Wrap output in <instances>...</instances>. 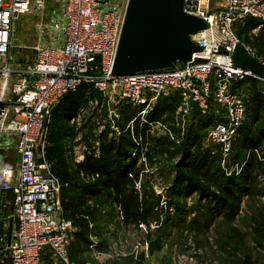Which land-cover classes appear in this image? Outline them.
I'll return each instance as SVG.
<instances>
[{"label":"built area","instance_id":"obj_1","mask_svg":"<svg viewBox=\"0 0 264 264\" xmlns=\"http://www.w3.org/2000/svg\"><path fill=\"white\" fill-rule=\"evenodd\" d=\"M47 1L0 0V137L14 136L19 159L14 181L4 185L13 195V233L10 243L5 238L0 240L6 252L5 256L0 254V264H43L45 253L51 254L58 264H76L69 254L70 234L75 229L71 221L62 218L63 185L53 174L47 158L53 110L69 93L88 84L108 107L111 104L130 106L136 116L127 130L137 146L134 136L137 121L141 129H147V134L163 132L172 140V127H177L181 129V140L195 111L202 117L216 115L218 121L206 130L204 145L211 148L212 154L221 155V166L227 176L233 171L239 173L243 167L235 165L229 170V159L247 119L246 96L234 90V84L252 79L260 83L264 96V76L247 67L236 68L232 59L241 45L250 58L264 66V58L252 46L243 44L235 31V24L248 18L264 23V0H222L223 6L215 9L207 0H184L183 12L207 24L206 30L192 37L204 50L193 54L186 65L176 64L175 69L126 76H114L113 66L129 0H125L124 7V0H52L61 12L54 13L49 24L45 22ZM31 16L38 18L36 44L31 48L34 61L12 66L17 22ZM200 35L203 41H196ZM173 96L179 98V105L171 123L148 121L158 102ZM110 114L115 120L108 126L109 137L120 136L122 132L117 125L120 115ZM81 116H84L83 109L71 120V125L80 127ZM105 130L102 125L95 133L91 149L85 142L74 148L77 164L84 162L87 155L99 157L97 137ZM255 153L264 163V148ZM146 160L143 156L139 162ZM147 226L140 224L145 232ZM157 227L160 229L161 225ZM96 239L91 236L90 250L102 256L96 252ZM142 244L148 248L145 239L139 244L140 249ZM131 254L136 259L139 247Z\"/></svg>","mask_w":264,"mask_h":264},{"label":"trees","instance_id":"obj_2","mask_svg":"<svg viewBox=\"0 0 264 264\" xmlns=\"http://www.w3.org/2000/svg\"><path fill=\"white\" fill-rule=\"evenodd\" d=\"M259 27L257 34L250 35L253 30ZM235 31L243 44L251 45L258 55L264 58L263 22L248 18ZM248 83L254 88L251 97L246 99L247 119L240 130L239 137L233 144L229 159V170L235 165H243L239 173L233 171L230 176H226L221 166V155L219 153L212 154L210 147H204L206 130L218 121V117L214 114L202 117L199 112L195 111L191 120L193 124H190L187 134L181 138L179 144L169 138L156 141L160 152L178 158L172 166L176 176L170 189L171 197L181 199L192 193L198 194L199 199L196 207L194 206L191 211L179 201L177 202L176 217H168L165 221L163 220L157 231V239L151 243V250L163 248L164 239L169 236L167 228L170 226L178 227L179 233L180 228L187 227L190 233L205 234L216 223L217 218H222L226 228L220 231L218 240L220 244L222 243L220 248L226 254L229 264L258 263L254 254L244 247L246 240L250 237L258 249L263 248L264 210L263 215L259 213L255 222V219H251L254 225L250 228L249 234L241 232L232 225L240 212L244 196L249 198L264 196V188L257 190L254 188L257 179H261L260 183L264 186V163L255 154H250L247 157L246 151L251 149L262 151L264 148V96L261 93V85L252 79H246L234 84V90H239L240 87ZM257 85L260 88H257ZM90 88L93 89L91 85L84 84L75 92L66 95L57 104L52 113L48 133L47 158L52 165L53 174L63 185L61 192L62 218L71 221L75 229L73 233L75 239L70 244L69 254L71 260L76 264L87 262L81 259L82 261L79 263L78 258L84 253L91 252V236L99 239L96 250L103 252L107 248L108 239L105 238L107 233L103 231V224L110 220L113 213L111 210H121L125 219L124 223L131 224L141 220L145 222L147 215L157 207L156 203L140 201L138 195L128 192L132 182L129 176L132 175V172H136L139 157L138 146L133 141L131 132L127 130L128 124L135 119L136 115L133 114L136 113L135 111H131L133 113L129 114L124 110L122 113V119L117 122L122 132L120 136H117L118 138L109 137V127L98 135L99 157H95L93 154L87 155L85 161L77 167L68 164L66 139L75 132V126L69 127L68 125L67 127L64 122L71 121L89 102L91 93L87 91H90ZM178 105L179 98L177 96L161 100L149 114L148 121L161 120L168 114L173 116ZM124 118L125 120H123ZM62 123L64 125H60ZM58 124L60 127H57L55 133L52 132ZM135 126L134 135L142 138V142L143 140L146 142L147 129L145 127L141 129L139 124ZM94 135L89 133L85 139L87 140L89 137L93 139ZM90 146L88 147L91 149L93 145L90 144ZM132 153L135 156H132ZM95 175L98 177L94 180L87 181L85 179ZM204 200L208 201L207 205L202 204ZM92 203L95 205L93 206ZM107 208H109V212ZM188 213L193 216L189 225L185 223L183 217ZM11 214H13V207L10 208L8 215ZM126 258L122 263L118 261L114 264H136L134 257ZM169 261L168 259L167 262ZM5 264L10 263L6 262Z\"/></svg>","mask_w":264,"mask_h":264},{"label":"rangeland","instance_id":"obj_3","mask_svg":"<svg viewBox=\"0 0 264 264\" xmlns=\"http://www.w3.org/2000/svg\"><path fill=\"white\" fill-rule=\"evenodd\" d=\"M207 1L212 9L223 6L222 0ZM124 6L125 0L123 7ZM60 12V6L58 4L56 5L52 0H48L45 22L49 24L51 22V17H55L53 14L55 13L57 15L60 14ZM245 20L237 22L235 24V30H238V27L242 26ZM37 22L38 18L32 16L22 18L17 22V29L13 38V48L11 53L12 66H15V64L28 65L34 61V50L31 48L36 44L35 25ZM257 33L258 32H251L250 35L254 36ZM195 40L199 42L203 41V37L201 35L197 36ZM44 42H46V36L44 37ZM1 87L2 81L0 79V91ZM253 88L254 86L248 83L247 85L240 87L239 92L243 93L246 96V99H249L253 93ZM257 88H260V86L257 85ZM89 90L90 91L87 92L91 93V99L85 106L81 108L84 111V116H81V126H75V132L66 139V160L68 164L73 167H77L79 165L76 163L74 148L80 145V142H85L86 145L91 147L90 144L92 142V137H89L86 140V135L89 133H92L93 135L98 133L102 125H105V129L109 126V124L112 125V121L115 120V117L113 114H110L111 112H116V114H119L120 118L117 119V121H120V119H122V113H124V110H126V112L129 114L133 113L131 111H134L126 104L120 106H113V104H111L108 107L104 100L101 99V95H99L98 92L92 88ZM248 106L250 109V102ZM133 114L136 115V113ZM172 117L173 116L171 114H168L158 121H166L167 123H171L173 119ZM123 120H125V118ZM69 121L63 122L67 124V127L68 125L69 127H74L71 125V121ZM64 123L60 125H64ZM137 124L140 125V122L137 121L136 125ZM190 124L193 123L190 122ZM190 124L185 128L186 134ZM60 125L58 124L55 126L52 132L55 133L57 131V127H60ZM172 129L174 140H172V137H170L168 134L165 135L163 132H156V134L152 136L146 134V142L145 140L140 142L142 138H138L136 134L134 135L136 141L139 144V157L136 166V172H132V176H129L132 182L129 186L128 192L138 195L140 201L145 200L156 203L157 207H155L154 210L147 215L145 222L141 220L138 221V223L136 222L131 224L124 223L125 219L121 210L117 209L116 211L110 209L113 212L110 216V220L103 224V231L107 233L105 236V238L108 239L107 248H105L104 251L102 250L103 252L96 250V252L101 253L102 256H98L97 254L95 255L93 252L82 254V256L78 258L79 263L82 260L87 261L85 264H114L118 261L122 263L124 259H127L126 257H134V255L131 253L135 252L136 246H138L140 254L136 259H134L136 264H229L226 254L220 248L222 243L220 244L218 240L220 231L226 228L225 222L222 218H217L216 223L213 224L205 234H195L194 232L190 233L187 227L180 228L179 233L178 227L175 225L172 227L170 226L167 228L169 236L167 239H164L163 248L151 250V243L157 239V231L159 230L157 226H160L161 223H163L161 220L165 221V219L168 217H176L177 202L179 201L189 211H191L194 206L196 207L197 200L199 199L198 194L192 193L181 199L171 197L170 195V189L176 176L174 167L172 166L175 164L178 158H173L167 153L160 152L159 145L156 144V141L163 138H169L176 144L180 143L181 140L179 136H181V133L179 130L181 129L177 127H172ZM114 137L118 138L116 135H114ZM78 139H80V141ZM0 144L10 149L8 151L9 155L7 157H5L3 154L4 152H0V171H2L0 173H3V170L5 172L3 176H0V179L3 180L0 181V185L4 186L5 179L7 178L9 181L11 179L10 175H13V172L16 169L15 166L17 159L14 151H12V149L14 150L16 147L15 138L13 135L2 136L0 137ZM204 147H206V145H204ZM246 151L247 157L250 154L256 155L255 151L252 149ZM136 154H138L137 151ZM78 156L79 155H77V158ZM132 156L135 155L132 153ZM143 156L146 157V162H139ZM3 161L6 162L5 165H3ZM223 171L226 174L224 169ZM260 181L261 179H257V183H254L255 190L264 188ZM212 191H214V189H212ZM95 203H92L93 206ZM173 204L175 205L173 206ZM202 204L207 205L208 201L204 200ZM263 205L264 196L250 198L244 196L241 202L240 212L232 225H234V227H236L241 232H246L249 234L250 228L254 225L259 213L262 214L264 210ZM107 209L109 212V208ZM183 217L185 218V223L187 225H189L191 219L193 218L192 214L190 213L184 215ZM251 219H255L254 222H252ZM140 224H144L146 226L148 224L146 232L140 228ZM149 224L151 226H149ZM73 233L74 232H72L70 236L71 238L73 237V239H75ZM5 234L6 231L0 232V240ZM142 239L146 240L148 248L142 244L143 248L140 249L139 244L141 243ZM95 241L98 242L99 239H96ZM244 248L254 254L258 261L257 264H264V246L263 248L258 249L249 237L246 240V246ZM0 254L2 256L6 255L1 241ZM47 258L49 260L52 259L51 257ZM168 259L170 260L169 262H167Z\"/></svg>","mask_w":264,"mask_h":264},{"label":"water","instance_id":"obj_4","mask_svg":"<svg viewBox=\"0 0 264 264\" xmlns=\"http://www.w3.org/2000/svg\"><path fill=\"white\" fill-rule=\"evenodd\" d=\"M184 0H129L121 32L114 76L175 69L204 49L192 37L206 30L204 20L183 12ZM220 51L223 53L224 49ZM236 68L264 76V66L250 58L244 47L233 54ZM196 81V80H193ZM200 84V82L198 81ZM13 222H10L9 243Z\"/></svg>","mask_w":264,"mask_h":264},{"label":"crops","instance_id":"obj_5","mask_svg":"<svg viewBox=\"0 0 264 264\" xmlns=\"http://www.w3.org/2000/svg\"><path fill=\"white\" fill-rule=\"evenodd\" d=\"M10 149L8 147H4L0 144V152H4L3 154L5 155V157H7L9 155V151ZM12 151H14L15 155H16V159H17V163H16V169L13 172V175H10L11 179L8 181L7 178L5 179L4 183L5 185H9L10 183H12L16 177V173L18 170V163H19V159L18 156L16 154V150L12 149ZM6 162L3 161V165H5ZM2 172V171H0ZM4 170L3 173H0V176L4 175ZM0 181H3L2 179H0ZM12 201H13V195L11 193V190L6 188L5 186H1L0 185V226H1V231H6V234L2 237L5 238L7 242H9V229H10V222L12 214H9L10 208L12 207ZM13 230V229H12ZM13 233V231H12ZM12 233H11V240H12ZM73 240V237L71 238L70 236V244ZM47 257H51L52 259H48ZM43 264H58L56 262V260L54 259V257H52L51 254L49 253H45L44 257H43Z\"/></svg>","mask_w":264,"mask_h":264}]
</instances>
